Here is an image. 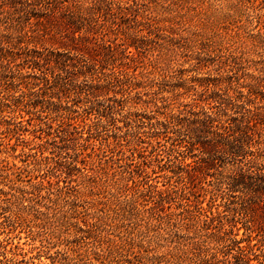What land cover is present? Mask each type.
Instances as JSON below:
<instances>
[{
  "label": "rangeland",
  "instance_id": "obj_1",
  "mask_svg": "<svg viewBox=\"0 0 264 264\" xmlns=\"http://www.w3.org/2000/svg\"><path fill=\"white\" fill-rule=\"evenodd\" d=\"M208 81L264 142V0H0V264H264V197L169 119Z\"/></svg>",
  "mask_w": 264,
  "mask_h": 264
},
{
  "label": "trees",
  "instance_id": "obj_2",
  "mask_svg": "<svg viewBox=\"0 0 264 264\" xmlns=\"http://www.w3.org/2000/svg\"><path fill=\"white\" fill-rule=\"evenodd\" d=\"M28 5L29 2H27ZM4 44V43H2ZM8 54L19 55V51L26 50L21 42L13 44L12 40L7 41L4 47ZM17 50V52H14ZM53 54V53H52ZM29 56L28 53H26ZM66 60L61 64L62 70L69 72L70 68L82 60L84 66L79 70L81 74L86 73V69L96 70V63L87 56L81 54L75 56L71 53H66ZM40 62H37L39 64ZM208 82H203L198 85L200 96L198 101L192 104H187L188 110L184 109L177 114H172L169 119L177 122L178 125L185 120L190 121L187 117H195L193 132L194 136H189V146L187 150H192L201 144V153L203 157L201 162L213 166L217 164V160H222V165H226L224 159L232 157L235 163L240 165L233 166L232 171L223 178V182L227 184L229 191H240L246 196L264 197V142L257 139L254 135L255 125H253L257 113L249 108V102L252 99V91L244 93L237 91L235 94L229 92V87L226 89L220 88L213 84L210 87ZM99 85H94V88ZM209 91L211 93L209 94ZM167 121V120H166ZM162 123L167 126L169 122ZM182 133V131H179ZM202 133L199 135L197 133ZM183 135H186L183 133ZM210 165V164H209ZM185 170L196 172V166L191 164L182 165ZM233 233V230H231ZM232 242L237 249L242 253L244 248L239 246L236 238ZM128 264H134L131 261H126Z\"/></svg>",
  "mask_w": 264,
  "mask_h": 264
}]
</instances>
